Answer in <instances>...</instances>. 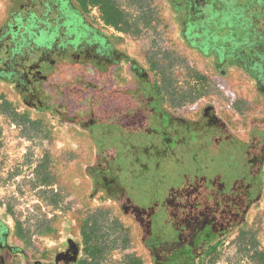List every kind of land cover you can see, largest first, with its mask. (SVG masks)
Instances as JSON below:
<instances>
[{
    "label": "flooded vegetation",
    "instance_id": "obj_1",
    "mask_svg": "<svg viewBox=\"0 0 264 264\" xmlns=\"http://www.w3.org/2000/svg\"><path fill=\"white\" fill-rule=\"evenodd\" d=\"M4 1L6 14L0 25V84L8 85L23 105L61 124L78 126L88 134L87 129L98 116L113 113L120 118L128 111H134L135 115L150 112L148 106L154 101L153 67L140 65L118 47L112 35L90 21L88 11L100 12L99 7L87 10L82 0ZM165 2L174 16L181 42L208 63L220 78L238 72L249 79L253 94L264 107V0ZM66 6L78 17L80 27L69 16ZM76 31L83 38L74 35ZM42 35L48 37L50 45L37 46ZM2 100L6 106L9 104L6 97ZM164 106L170 108L167 104ZM191 120L194 122L188 125L190 130L199 132L207 127L213 133L226 128L232 136L248 144L254 142L257 125L264 123V110L262 115L249 120L247 139L234 133L212 106ZM89 171L98 174L99 185L89 176L93 195L104 194L122 212L118 199L123 192L120 181L115 177L107 179L98 169L88 170V175ZM95 186L101 189L96 190ZM122 214L137 224L149 264H156L152 251L144 244L141 226L133 216ZM247 217L224 236L221 245L233 232L241 236ZM30 240L24 231L18 230L16 223L12 228L0 216V264H81L83 248L76 240L62 235L53 242H45L42 248ZM165 246L171 244L168 242ZM216 253L191 264H204L206 258ZM261 255L264 258V253Z\"/></svg>",
    "mask_w": 264,
    "mask_h": 264
},
{
    "label": "rangeland",
    "instance_id": "obj_2",
    "mask_svg": "<svg viewBox=\"0 0 264 264\" xmlns=\"http://www.w3.org/2000/svg\"><path fill=\"white\" fill-rule=\"evenodd\" d=\"M111 1L127 18L122 31L106 26L98 9H91L90 21L112 35L140 65L153 67L154 79L164 86L167 106L191 119L212 106L234 133L247 139L249 120L264 110L249 79L238 72L220 78L189 50L177 36L165 0ZM4 2L0 0V25L6 14ZM69 6V16L80 27ZM36 44L50 45L44 35ZM1 96L9 101L7 106ZM0 98V216L6 223L12 228L20 224L30 242L41 248L62 235L82 244V229L94 224L105 244L99 264H127L131 257L149 264L137 224L122 214L114 200L93 195L88 170L94 165L95 146L89 134L31 110L8 85L0 84ZM24 113L39 126L25 124ZM262 253L264 197L249 212L241 236L233 232L204 264H264Z\"/></svg>",
    "mask_w": 264,
    "mask_h": 264
},
{
    "label": "trees",
    "instance_id": "obj_3",
    "mask_svg": "<svg viewBox=\"0 0 264 264\" xmlns=\"http://www.w3.org/2000/svg\"><path fill=\"white\" fill-rule=\"evenodd\" d=\"M82 5L87 10L99 7L105 25L115 30L122 31L127 22L111 0H82ZM153 88L154 101L145 115L128 111L120 118L113 113L95 118L87 129L96 147L89 170L120 181L121 210L141 226L156 264H191L216 253L224 236L262 201L264 123L257 125L254 142L248 144L226 128L190 130L194 121L164 106V86L155 80ZM27 115L21 118L25 124L39 126ZM96 175L89 171L94 184ZM94 226L87 224L81 231L87 257H81V264H99L104 255L105 244ZM127 264L142 262L131 257Z\"/></svg>",
    "mask_w": 264,
    "mask_h": 264
},
{
    "label": "water",
    "instance_id": "obj_4",
    "mask_svg": "<svg viewBox=\"0 0 264 264\" xmlns=\"http://www.w3.org/2000/svg\"><path fill=\"white\" fill-rule=\"evenodd\" d=\"M69 223H66V225H65V230H66V232H68V230H69V228H70V225H68Z\"/></svg>",
    "mask_w": 264,
    "mask_h": 264
},
{
    "label": "built area",
    "instance_id": "obj_5",
    "mask_svg": "<svg viewBox=\"0 0 264 264\" xmlns=\"http://www.w3.org/2000/svg\"><path fill=\"white\" fill-rule=\"evenodd\" d=\"M84 259H87V257L85 256Z\"/></svg>",
    "mask_w": 264,
    "mask_h": 264
}]
</instances>
